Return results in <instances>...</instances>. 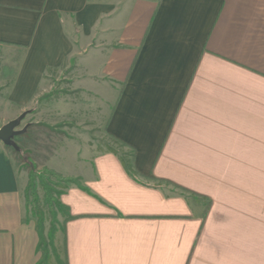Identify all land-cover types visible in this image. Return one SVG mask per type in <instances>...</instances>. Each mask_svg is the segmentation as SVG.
Here are the masks:
<instances>
[{
  "label": "crops",
  "instance_id": "0c3cea01",
  "mask_svg": "<svg viewBox=\"0 0 264 264\" xmlns=\"http://www.w3.org/2000/svg\"><path fill=\"white\" fill-rule=\"evenodd\" d=\"M3 48L0 264L41 259L26 159L86 189L65 264H264V0H0Z\"/></svg>",
  "mask_w": 264,
  "mask_h": 264
},
{
  "label": "rangeland",
  "instance_id": "374dc122",
  "mask_svg": "<svg viewBox=\"0 0 264 264\" xmlns=\"http://www.w3.org/2000/svg\"><path fill=\"white\" fill-rule=\"evenodd\" d=\"M0 50V74L10 73L13 70L12 63L17 58V51L14 49L3 48ZM12 62V63H11ZM1 83V81H0ZM5 110L0 106V121L4 117ZM21 122L15 127L19 129ZM100 148L111 149L121 158L124 165L130 166L132 153L128 147L124 144L113 140L111 138L101 137L99 139ZM28 166L29 175L32 171L38 172L36 178V197L33 199L31 196L27 198V208L30 216L33 217L36 223V228L41 234V240L39 250L41 253V259L39 264H65L64 261V220L66 218V210L57 206L55 202L49 203L45 200L44 188L41 180L51 188V194L54 201H58V195L60 192L68 186L66 183L58 180L56 177L44 172L43 170H38L34 165L29 163L28 159L25 161ZM41 173V174H40ZM29 179V177H28ZM167 188L176 189L173 185L168 183H162ZM161 185V184H160ZM180 191V190H179ZM37 209V212H36ZM60 262V263H59Z\"/></svg>",
  "mask_w": 264,
  "mask_h": 264
},
{
  "label": "trees",
  "instance_id": "16d2710c",
  "mask_svg": "<svg viewBox=\"0 0 264 264\" xmlns=\"http://www.w3.org/2000/svg\"><path fill=\"white\" fill-rule=\"evenodd\" d=\"M124 165V164H123ZM124 168L126 169L127 173L133 177L134 180L136 181H140L138 179V177H136V173L133 171V168H132V165L130 164V166H127V165H124ZM44 172L46 173H49L50 175L56 177L58 180L62 181L63 183H66L67 185H70V184H75L79 187H81L79 181L77 179H74V178H68V177H61L55 173H52V172H49V171H46V170H43ZM38 172H34L32 171L29 175V179H28V184H27V187H26V196L28 198V196H31L33 199H35L36 197V193H35V188H36V178L35 176L36 175H39L37 174ZM41 174V173H40ZM41 183L43 185V188H44V195H45V200L47 203H49V205L51 206V203L52 202H55L57 206H60L62 209L66 210V218L64 220V222L70 218H72L69 213H68V210H67V207L64 206L63 204H61L59 201H54L55 199L53 198L52 194H51V188L44 182V180H41ZM168 184H170L169 182H166ZM177 187V186H176ZM175 187V188H176ZM82 189H84L86 191L85 188L81 187ZM62 192V191H61ZM60 192V193H61ZM36 212H37V209H36ZM39 233V232H38ZM63 233H64V227H63ZM39 237H40V240H41V234L39 233ZM39 244H40V241H39ZM39 247V246H38ZM60 263V262H59ZM62 264V263H60Z\"/></svg>",
  "mask_w": 264,
  "mask_h": 264
},
{
  "label": "water",
  "instance_id": "95a60500",
  "mask_svg": "<svg viewBox=\"0 0 264 264\" xmlns=\"http://www.w3.org/2000/svg\"><path fill=\"white\" fill-rule=\"evenodd\" d=\"M21 117L14 118L4 125L0 127V141H2L5 145L12 146L13 148L17 149V143L14 142V137L24 131V129L21 130H15V127L18 125V123L21 120Z\"/></svg>",
  "mask_w": 264,
  "mask_h": 264
}]
</instances>
